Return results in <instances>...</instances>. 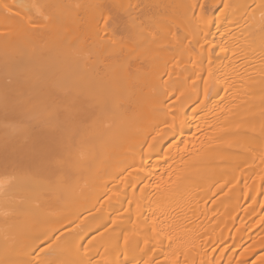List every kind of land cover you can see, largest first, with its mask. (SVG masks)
Masks as SVG:
<instances>
[{
  "label": "bare ground",
  "instance_id": "bare-ground-1",
  "mask_svg": "<svg viewBox=\"0 0 264 264\" xmlns=\"http://www.w3.org/2000/svg\"><path fill=\"white\" fill-rule=\"evenodd\" d=\"M111 1L0 0V264H264L224 239L264 181V0H161L148 23L129 0L88 29Z\"/></svg>",
  "mask_w": 264,
  "mask_h": 264
},
{
  "label": "rangeland",
  "instance_id": "rangeland-1",
  "mask_svg": "<svg viewBox=\"0 0 264 264\" xmlns=\"http://www.w3.org/2000/svg\"><path fill=\"white\" fill-rule=\"evenodd\" d=\"M25 1V2H24ZM17 0V2H18V4H16V6L17 5H19L20 6V8H21V13H23V14H26L27 13V15H30V14H33V13H35L34 15L37 17V16H39V17H52V15H49L50 13L51 14H53V4H54V0H31V2H30V0ZM32 1L34 2L33 3V6H30V4L32 3ZM78 1V0H77ZM84 1H86V0H83V2H82V0H81V2H80V0H79V4H84L85 2ZM109 1H111V0H108V2L106 3V4H108V3H110ZM128 1L129 0H112L111 1V3H112V6H111V8H109L110 9V12L109 13H107L106 15H109V14H112L113 15V13H115V12H120L121 13V10L119 9V8H121L122 9V7H123V9L122 10H125L126 11V9L127 8H129L127 5H132L131 4V2L129 1V4H128ZM159 1V2H158ZM160 1L161 0H139V2L138 1H136V0H134L133 2V4L134 5H136L137 3L136 2H138V4H137V6H134V5H132V6H130V8L133 10V11H135L136 12V14H138L140 17H142V19H143V16H145L146 18H148V21L146 20V23H148V22H150V19H149V17H147V16H150V18L151 17H153V15H154V11H159V9H157V8H160V11H161V9L162 8H165L167 5H165V6H163L162 7V5H159L160 7H155V5L156 6H158L157 5V3L159 4L160 3ZM15 2H16V0H15ZM162 2V4H164L163 3V1H161ZM164 2H166L165 0H164ZM22 3V4H21ZM36 3V4H35ZM78 3H76V4H78ZM167 3V2H166ZM52 4V5H51ZM86 4V3H85ZM127 4V5H126ZM149 4V5H148ZM161 4V3H160ZM1 5V4H0ZM29 5V6H28ZM91 5V4H90ZM93 5V4H92ZM109 5V4H108ZM125 5H126V7H125ZM152 5V6H151ZM19 6L17 7V9L19 10L20 8H19ZM28 6V7H27ZM37 7V8H39V9H37V8H35V7ZM50 6V7H49ZM119 8H118V7ZM150 6H151V8H150ZM30 7V8H29ZM33 7H34V10H33ZM114 7V8H113ZM125 7V8H124ZM133 7V8H132ZM135 7V8H134ZM113 8V9H112ZM119 9V10H117L116 11V9ZM149 8V9H148ZM154 8V9H153ZM156 8V9H155ZM0 9H1V7H0ZM32 9V10H31ZM36 9V10H35ZM51 11H50V10ZM114 9H115V11H114ZM152 9V10H151ZM149 10V11H148ZM154 10V11H153ZM31 11V12H30ZM34 11V12H33ZM36 11V12H35ZM50 11V12H49ZM73 11V15H72V12L71 11H69V12H67V13H63V16L65 15H69V13H70V17H72V18H74V17H76V15H77V17H78V13L76 14V12L74 11V10H72ZM114 11V12H113ZM41 12V13H40ZM112 12V13H111ZM124 12V11H123ZM132 12V11H131ZM131 12H129V14L131 13ZM0 13H1V10H0ZM7 12H3V14H0V18H4V17H6V16H3L4 14H6ZM38 13V14H37ZM40 13V14H39ZM8 14H10V13H8ZM8 14H6L7 16H8ZM117 14V13H116ZM116 14L115 15H113L114 17L116 16ZM135 13L133 12V15H134ZM148 14V15H147ZM150 14V15H149ZM151 14H153V15H151ZM1 15H2V17H1ZM34 15H32V16H34ZM75 15V16H74ZM106 15H104L103 14V16H106ZM34 16V17H35ZM103 16H99V17H97L95 20H93V21H91L90 23H89V25L90 26H86L87 28L89 27H91L93 24V26H95L96 24L97 25H99L100 23H103V20H102V17ZM130 16L133 18L134 16V19L136 18V15H134V16H132V13L130 14ZM206 16H210V17H213V16H211L210 14H206ZM39 17H37V18H39ZM46 17V18H47ZM59 17H61V15L59 16ZM138 17V16H137ZM155 17L157 18V16H156V14H155V16L153 17L154 19H155ZM179 17V15L177 16V18H173L172 20H173V22H175V23H173V22H171L170 24H169V22H167V24H169V25H165L166 24V22H163V24H160V22H159V26H161V25H163L162 26V28L163 27H165L164 29H162L163 31H164V33H166L167 31L169 32H173V30L174 31H176L177 30V27L176 26H178L177 25V21L179 22V25L181 24V23H183L184 21V24L186 23L187 24V19L186 18H184V17H180V18H178ZM45 18V19H46ZM153 18H151V19H153ZM182 18V19H181ZM141 18H137V20H138V22H139V20H142ZM153 19V20H154ZM174 19H175V21H174ZM178 19V20H177ZM183 19H185V20H183ZM145 20V19H144ZM171 21V20H170ZM182 21V22H181ZM145 22V21H144ZM144 22H142V21H140V23H142V24H144ZM165 23V24H164ZM92 24V25H91ZM174 24V25H173ZM86 25H88V23L86 24ZM171 25H172V27H171ZM92 26V27H93ZM144 26H146V24L144 25ZM174 27V28H173ZM88 28V29H89ZM158 28V27H157ZM160 28V27H159ZM159 28L157 29V30H159ZM166 28H167V31H166ZM173 29V30H172ZM161 30V29H160ZM172 30V31H171ZM155 31V30H154ZM163 31L162 32H160L159 31V33L162 35V33H163ZM166 31V32H165ZM178 31V30H177ZM167 32V34H169ZM59 32H57L56 34L57 35H59L58 34ZM154 33V32H153ZM156 33L158 34V32L156 31ZM54 34H55V32H54ZM54 34H51L50 36H52V37H55V36H57L56 34H55V36H53ZM122 34V33H121ZM156 34V35H157ZM166 34V35H167ZM60 35H62V34H60ZM160 35V36H161ZM49 36V37H50ZM118 36H121V35H118ZM123 36V35H122ZM158 36H159V34H158ZM48 37V38H49ZM51 38V37H50ZM49 38V39H50ZM58 38V37H57ZM123 38V37H122ZM135 43V42H134ZM85 44V45H84ZM89 43H87V42H84L82 45H81V47H86L85 49L84 48H81L80 46H78L79 47V49H83V50H86V51H88L89 49H90V47H93V46H91V44H89ZM137 44V43H136ZM141 45V44H140ZM142 46V45H141ZM77 47V48H78ZM89 48V49H88ZM142 48V47H141ZM141 48H139V47H137V50L138 49H141ZM171 48L172 47H170L169 49L171 50ZM169 50V51H170ZM177 50V49H176ZM79 51V50H78ZM181 51V50H180ZM171 52H172V50H171ZM177 52V51H176ZM175 52V53H176ZM182 52V51H181ZM74 53V52H73ZM72 53V54H73ZM173 53H174V49H173ZM178 54H183V52L182 53H179V52H177ZM176 53V54H177ZM76 54V53H75ZM79 54V53H78ZM174 55V54H173ZM167 57H169L170 59H171V57H172V53L170 54V55H168ZM166 57V58H167ZM169 58H168V60H169ZM127 59V58H126ZM122 60H124L123 58H122ZM122 60H120L121 62H119L118 60V62H116V63H119V65L118 66H120V63H121V65H122V63H124ZM167 60V59H166ZM155 61V60H154ZM129 62V61H128ZM126 63H127V60H126ZM248 162V161H247ZM246 161H243V163H247ZM249 162L251 163V161L249 160ZM9 173H11V171L10 172H7V173H4V174H1L0 173V185H1V183H3L4 184V182H5V185H8V184H6V183H9V181L12 179L11 177V175H9ZM263 174V175H262ZM257 178H256V176H255V179L256 180H258V177L259 176H264V167H263V169L261 168V169H258V172H257ZM11 178V179H10ZM10 179V180H9ZM7 187V186H6ZM259 190L260 191H258L259 193H258V195H257V197L255 198V200L253 201V200H251V199H248L245 203H244V205L246 206V205H248L249 203V208H246L247 209V211H246V213H245V216H246V220L245 221H247V222H245V224H244V230L246 231V227L248 228L247 229V232L245 233V231L243 230V229H241V228H239L238 230L239 231H237V230H235L234 228H235V224H237V223H235L236 222V220H237V222H238V220H240L239 218H237V213H234L233 215L234 216H231L230 215V213H228V215L226 216V214H227V212H229V211H231L230 209H232V210H236V209H240V208H238V207H235L234 206V204L232 203V201L233 200H231V199H228V198H225L224 200L222 199L221 201H220V203H219V208L220 209H222V212H218L217 211V213L216 214H218L217 216H215L214 217V219H217V218H219V219H223L222 217L223 216H226L223 220H222V222H223V224L224 223H226V222H229L230 220L232 221V220H234L235 222V224H234V227H233V225H232V227L230 228L229 227V232H228V235L226 236V237H224V239H225V244H227L228 242H230V241H235V242H237L236 244H234V245H232L233 247H234V249H235V247L236 246H240L241 244L240 243H242V242H244V241H246L248 238H256V239H258V240H260V241H262V242H264V216L263 217H261V215H262V213H264L263 211H264V207L263 208H261V209H259V213L258 214H256L255 216L256 217H252V220H249V217H250V214H252V212H255V211H257L258 210V203H259V199H260V197L261 196H263L264 195V181L261 183V185H260V187H259ZM201 197V196H200ZM203 197H201L200 199H202ZM253 201V202H252ZM245 206H243L242 208H245ZM241 210V209H240ZM261 211V212H260ZM224 213H225V215H224ZM241 214V213H240ZM236 215V216H235ZM231 216V217H230ZM237 218V219H236ZM262 218V219H261ZM219 219H217V220H219ZM249 220V221H248ZM213 221V220H212ZM212 224V223H211ZM246 226V227H245ZM212 229V228H211ZM210 229V231L208 232V233H204L200 238H199V241H200V239H202L203 237H205V236H207V237H209V236H211L210 237V239L211 238H214L213 236H215V238L216 239H218V238H221V233L220 234H218V231H212ZM241 231L243 232V233H241ZM194 232L196 233H198L199 235L200 234H202L203 232L202 231H199L198 229H195L194 230ZM194 232H191V234L192 233H194ZM202 232V233H201ZM209 239V240H210ZM245 243V242H244ZM245 246H247V245H245ZM233 247H230V248H232L233 249ZM229 248V249H230ZM254 248H256L255 246H252L251 245V243L249 242V245H248V252H249V254L250 253H252L253 252V250H254ZM221 249V248H220ZM240 249V248H239ZM228 250V249H227ZM227 250H224V253L226 254V257H228L229 255H228V251ZM256 250V249H255ZM225 251H227L228 253H226ZM229 251H231V249L229 250ZM237 251H239V250H237ZM237 251H236V253H237ZM223 252V251H222ZM221 252V253H222ZM245 252H246V250H245ZM248 252H247V254H248ZM264 252V248L262 249V248H260V249H257L254 253H253V255L250 257V258H252V257H256V256H258V255H260V254H262ZM208 254H209V251L207 252ZM207 253H205L206 255H208ZM216 253H217V256L219 255L218 253H219V250H218V252H215V253H213V254H215V255H211V256H208V260L210 261V263L212 264H244V260L242 259L241 260V258H237L236 257V259H235V257H233L230 261H227V258L225 257V254L224 253H222L221 255H223V256H221V255H219V256H221L220 258H219V256H218V258H215V256H216ZM245 254V253H244ZM228 255V256H227ZM250 256V255H249ZM214 257V258H213ZM205 259H207V257L205 258ZM213 259V260H212ZM217 259V260H216ZM249 259V258H248ZM248 259H245V260H247V261H250V260H248ZM201 262L203 261L204 262V259L203 258H200L199 259ZM211 260L213 261V262H211ZM214 260H216V262H214ZM195 261H198V260H194V259H190V260H188V261H183L182 263H180V264H191L192 262H195ZM227 261V262H226ZM203 262L201 263V264H203ZM172 263H174V262H172ZM176 264H178V263H176Z\"/></svg>",
  "mask_w": 264,
  "mask_h": 264
},
{
  "label": "snow or ice",
  "instance_id": "snow-or-ice-1",
  "mask_svg": "<svg viewBox=\"0 0 264 264\" xmlns=\"http://www.w3.org/2000/svg\"><path fill=\"white\" fill-rule=\"evenodd\" d=\"M0 7H3L5 12H7L9 10L7 5H0ZM102 20H103L105 29H107L108 27H110L111 25H113L116 22V17H114L112 14H109V15L103 16Z\"/></svg>",
  "mask_w": 264,
  "mask_h": 264
}]
</instances>
